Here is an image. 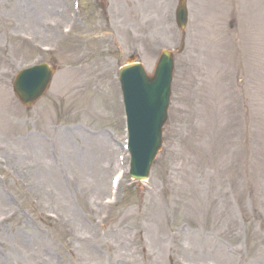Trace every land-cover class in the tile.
<instances>
[{"label":"rangeland","instance_id":"374dc122","mask_svg":"<svg viewBox=\"0 0 264 264\" xmlns=\"http://www.w3.org/2000/svg\"><path fill=\"white\" fill-rule=\"evenodd\" d=\"M79 1L0 0V264H264V0H187L185 34L179 0ZM182 43L134 181L119 70ZM40 62L28 108L13 79Z\"/></svg>","mask_w":264,"mask_h":264},{"label":"water","instance_id":"95a60500","mask_svg":"<svg viewBox=\"0 0 264 264\" xmlns=\"http://www.w3.org/2000/svg\"><path fill=\"white\" fill-rule=\"evenodd\" d=\"M180 24L186 23L184 2L178 10ZM172 55L164 51L153 77L142 65L125 67L121 79L130 128L131 174L137 179L147 177L153 160L162 145V127L167 119ZM54 70L41 64L20 73L15 90L26 105H32L49 87Z\"/></svg>","mask_w":264,"mask_h":264}]
</instances>
